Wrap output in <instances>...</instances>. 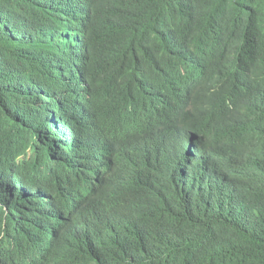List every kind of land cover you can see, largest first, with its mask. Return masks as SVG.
<instances>
[{
  "label": "trees",
  "instance_id": "16d2710c",
  "mask_svg": "<svg viewBox=\"0 0 264 264\" xmlns=\"http://www.w3.org/2000/svg\"><path fill=\"white\" fill-rule=\"evenodd\" d=\"M83 24L87 71L105 83L123 85L130 74L110 41L119 36L143 45L134 44L149 63L200 53L192 63L203 82L183 110L122 138L92 166L75 167L58 143L49 146L58 202L39 220L43 237L32 238L34 264H264V0H91ZM6 59L0 179L9 181L16 161L45 168V152L28 153L26 128L34 134L38 120L14 104L23 102L20 70L34 59L22 40ZM250 65L261 72L254 84ZM21 213L3 193L0 231L22 225Z\"/></svg>",
  "mask_w": 264,
  "mask_h": 264
},
{
  "label": "clouds",
  "instance_id": "9594fccd",
  "mask_svg": "<svg viewBox=\"0 0 264 264\" xmlns=\"http://www.w3.org/2000/svg\"><path fill=\"white\" fill-rule=\"evenodd\" d=\"M2 1L0 65L18 40L23 41L27 59H34L26 76L20 70L25 80V88L19 91L23 102L14 104L19 111L33 112L38 120L34 134L26 128L25 141L29 154L45 152V168H23L16 161L9 167L13 169L9 181L0 179V201L6 193L9 203L16 199L22 210V225L1 226L0 264H34L40 250L32 238L43 237L37 232L39 220L55 215L58 202L53 185L60 171L49 146L58 143L60 150L70 154L73 166L84 168L96 164L122 138L160 126L185 108L195 84L203 82L192 63L202 60V55L192 51L188 57H160L167 61L149 63L144 49L138 48L143 45L133 42L137 47L119 36L110 41L122 50L119 55L126 59L130 74L123 85L105 83L99 73L87 71L88 58H83V19L91 0ZM250 72L254 84L261 72L251 65ZM16 123L22 125L20 116ZM31 231L33 236L28 234Z\"/></svg>",
  "mask_w": 264,
  "mask_h": 264
}]
</instances>
